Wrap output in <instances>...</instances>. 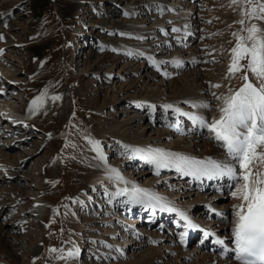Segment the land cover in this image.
<instances>
[{"label": "rangeland", "instance_id": "obj_1", "mask_svg": "<svg viewBox=\"0 0 264 264\" xmlns=\"http://www.w3.org/2000/svg\"><path fill=\"white\" fill-rule=\"evenodd\" d=\"M177 1L182 2L174 6L176 11H171L167 6L173 4L172 0H0L3 17L0 20V109L16 118L28 116L29 120L21 124L7 120L0 127V169H3L0 192L14 187V196L7 201L0 198V226L8 225L7 229L0 230V235L7 237L8 245L7 248L0 245V264H131L147 248L160 249L165 254V245L173 247L166 239L172 237L167 232L155 244L148 238L142 241L151 231L141 228L146 224L136 219L137 215L126 216L120 211L110 217L114 220L112 224L104 222L108 218L99 213L109 206L106 192L102 190L99 196L94 195L90 185L94 171L99 169L102 173L104 166L94 158L88 139L99 141L107 164H114L119 174L124 175L139 173L142 170L139 162L144 160L136 155L131 160L132 153L125 155L118 148L137 139L140 132H146L143 140L150 138L156 130L153 125L158 124L157 130L168 135L165 146L185 143V135L178 136L172 129L180 125L186 139L197 135L188 131L200 130L198 142L205 141L217 148L207 139V130L194 126L185 116H178L184 124L181 125L172 113L167 115L158 107L153 114H148L149 120L141 117V113L149 111L131 108V98L140 97L147 102L152 98L148 88L147 91L137 88L122 98L116 95V102L110 100L112 89L133 81L137 75L134 71L142 69L155 75V85L172 79L180 84V76L192 74L196 80L188 83V91L206 85V90L225 95L229 87L239 86L238 78L224 79L235 43L232 33L239 29L235 23L239 9L230 6V0ZM173 28L178 31L173 32ZM177 56L183 57L181 67L173 63L181 62ZM212 84L221 87L210 88ZM158 90L163 91V100H170L172 94L166 91V85L159 86ZM192 95L187 94L180 100H194ZM56 96L59 99L53 100ZM34 100L39 106H33V113L30 105ZM212 102L216 112L217 101ZM191 110L196 112L201 108L190 107L188 111ZM133 117L139 126L128 134L115 133L116 141L107 145L98 130L99 124L114 129L123 119ZM16 156L17 161L25 156L26 165L17 166L13 171L6 169ZM176 181L168 178L166 185L174 188ZM180 183L182 186L184 182ZM192 185L183 184L182 192ZM16 187L24 190L19 193ZM229 188L220 190L219 198L211 201L210 208L202 207L198 215L189 211L191 221L199 219L208 228L211 214L215 216V212L223 211L225 214L226 210L225 220L217 216L214 219L217 227L223 225L228 230L232 209L227 207ZM201 192L207 199L215 195H210L207 189ZM90 196L96 203L85 202ZM22 198L25 201L12 208ZM42 198L47 201L41 203ZM179 201L188 203L183 194ZM222 202L226 206L216 209ZM37 208L45 212L38 214ZM117 218L123 220L117 221ZM93 220L102 222L91 224ZM131 221L136 223L131 225ZM201 235L192 237L188 244L196 245ZM78 242H83L81 248ZM33 247L40 250L31 253ZM49 248L57 252L49 253ZM5 249L12 258L6 256ZM74 249L79 250L74 259L59 258ZM127 252L136 258H127Z\"/></svg>", "mask_w": 264, "mask_h": 264}, {"label": "snow or ice", "instance_id": "obj_2", "mask_svg": "<svg viewBox=\"0 0 264 264\" xmlns=\"http://www.w3.org/2000/svg\"><path fill=\"white\" fill-rule=\"evenodd\" d=\"M230 6L239 9V19L235 21L239 29L232 33L235 43L230 50V62L224 79L238 78L239 86L234 89L229 87L225 95L211 93L217 101L218 115L210 121L204 116L180 112L172 105H164L165 109L187 117L194 126L207 130V139L222 149L225 159H197L150 147L140 149L121 145V148L124 150L123 154L139 155L155 169L174 168L179 174L195 180L226 178L230 184V195L236 201L231 211V248L225 246V241L213 232L205 230L204 237L212 239L222 249V256L231 252V259L236 264H264V27L260 26L264 24V0H230ZM0 20H3L2 16ZM172 31L176 32L178 29L173 28ZM173 63L176 67H181L180 61ZM156 70L160 71L158 67ZM162 74L167 76V73ZM220 87V84L210 85L213 89ZM52 99L58 100L59 97ZM34 105L39 106L37 100L32 102L30 108ZM190 107L211 110L208 103H191ZM88 143L95 153L94 158L104 166L107 178L128 185L129 181L124 180L115 168L108 166L100 142L89 138ZM121 196L126 197V204H140L146 208L175 213L188 229L198 227L168 200L135 184L130 188L118 187L111 194L112 199ZM215 215L224 216L220 212ZM185 235L186 233L180 234L181 244L184 243ZM48 252L55 253L57 249L49 248ZM78 255L79 250L74 249L59 258L69 260Z\"/></svg>", "mask_w": 264, "mask_h": 264}, {"label": "bare ground", "instance_id": "obj_3", "mask_svg": "<svg viewBox=\"0 0 264 264\" xmlns=\"http://www.w3.org/2000/svg\"><path fill=\"white\" fill-rule=\"evenodd\" d=\"M154 1L156 2V0H154ZM161 1H163V0H161ZM172 1H173V4L168 5L167 8L170 9L171 11H176L174 6L181 3L182 1H179V2L177 0H172ZM176 8H178V7H176ZM125 10L128 11V8H125ZM125 14L127 15V13H125ZM186 35H184V36H186ZM163 51L164 50L162 49V50H160L159 53H161ZM177 59L181 60L180 63L183 62V60H182L183 57L177 56ZM151 65L152 64H150L148 67L151 68ZM130 67H132V66L130 65ZM121 72H124V71L121 70ZM134 72H136L137 75H135L136 77L133 81H129L126 84H120L118 89H116V90L112 89V91H111L112 95L110 96L111 101L116 102V99H115L116 95H118L122 98L123 96L127 95L132 90H136L137 88H139V91H144V90L147 91L146 88H148L149 94L152 97V98H150V100H148L149 102L144 101L143 98H140V97L137 98L134 96V98H131L132 99V103L130 104L131 108L133 106L136 109V111H138V112L145 111V110L149 111L148 113H144V112L141 113L142 114L141 117H146L148 119L149 113L153 114L158 107H161L163 109V111L166 112L167 115L168 114L170 115L172 113L175 116V118L177 119L176 121H178V119H179L178 122L181 125H184L183 122H181V119L178 118V116H181V115H179L178 113H174L171 109H165L164 105H172L173 107L179 109L180 112L194 113V114L199 115V116H204L209 121L214 116L218 115L216 110H215L216 112H214L215 108H214V105L212 102L214 98L211 95L212 92L206 90L207 89L206 85H204V86L201 85L200 87H196L197 89L194 88L193 89L194 92H192L193 90H191V91L187 90L188 89V83L189 82L195 83L196 76H194L192 74L182 75V76H180V80H181L180 84L176 83V79H172V80H169L168 82H163V83L160 82V83H157V85H155L156 84L155 83V75L151 71H148L147 69L146 70L142 69V71H140V72L138 70H135ZM121 76H122V73L119 74V77H121ZM165 85H166V91H168L170 94H172L170 100H163L164 93H163V91L158 90L159 86L163 88ZM191 93L193 94L192 96L194 97V100H191V101L180 100V98L184 97L187 94H191ZM178 95H180V97ZM0 97H2V95H0ZM135 100H138V101L135 102ZM191 103H196V104L208 103L211 106V110L201 108L200 111L196 110V112H195V110L188 111ZM180 105H183V107H181ZM149 106H151V107H149ZM0 110H1L0 113L4 114V117L6 116L5 119H7V117H10V116H7L8 114L6 113L7 111L5 109L1 108ZM201 111H203V112H201ZM19 115L21 117L23 116L20 113H19ZM2 117H0V127L2 124H6V121H3V119H1ZM27 117L28 116H26L25 118H21V119L17 118L13 121L14 122L17 121L19 124H21V122L26 123ZM181 117H184V116H181ZM137 122H138L137 118H134V117L128 118V119L125 118V119H123V121L121 123H117L114 129L107 127L104 123H101L98 126V130L101 133V137L105 138L107 145H109V144H112L113 142L116 141L115 133H118V132L127 133V134L131 133L133 131L132 128L139 126L137 124ZM160 123H162V122L160 121ZM191 124H192V122H191ZM151 126H152V124H151ZM157 126H158V124L153 125L154 129L156 128V130H154V132H153V134H151L150 138L147 137L148 139L143 140L142 137L145 135L146 132H140L138 134L137 139L131 140V141L126 140L129 142V143H126V146H128L129 148H140V149L149 148V147L153 148V149H162L166 152L180 153L183 155L195 157L197 159H205V158H212V159H218V160L225 159L222 149H220L218 147L213 148L210 144H206L205 141L198 142L199 141V139H198L199 134L197 132H199L200 130H196L194 132L188 131V133H190V134H194V135L197 134V135H195L193 138H190V137H192V135H190V137L186 139L187 136H186V132H185L184 128L182 129L180 127V125H179V128H176L174 126L172 129L175 131L174 133H176V135H178V136L179 135H181V136L185 135V137L183 139L185 141V143L176 142L172 146H165L163 143L168 138V135L166 133L159 132L157 130ZM148 129H150V128H148ZM177 129H180L183 132V134H181V131H177ZM151 130H152V127H151ZM203 130H205V129H203ZM118 149L121 153H124L123 148L120 147ZM196 151H199V152H196ZM128 154L130 155L131 153H128ZM136 156L139 157V155H136ZM18 158L19 157L16 156L12 159V161L10 160L11 162L8 165H6L5 168L13 171L14 168H16L17 166L22 167V165L25 163L24 158H26V157L25 156L20 157V158H22V160L20 159V161H17ZM131 160H134V155L131 158ZM139 161H140V159H139ZM142 162L143 163L139 162L140 167H141L140 169H142L139 173L131 174V175L120 174V176H122L124 180L130 182L128 185L118 183V181H116L115 179H108L106 174H105V169H104V172H102V173H101V171H98L99 169H96L94 171L93 178L90 179V181H91L90 185H91V187H93L92 188L93 189L92 194H94V195L98 194V196H99L101 194L102 190H104L106 192V200L108 201L109 206H105L107 209L101 210V212L99 213V215L101 214V216H103L102 214H104V217L108 218V220L106 219V221H104V222H106L108 224H112L114 220L113 221L110 220V217L112 218V215L114 213L121 211V212H125L124 215H126V216L130 215L131 217H134L137 215L136 219L140 218L139 220L144 221L143 223L146 224L144 227L141 225L142 226L141 228L150 229L151 233L148 235V237H145V238L142 237L141 238L142 241H144L148 238L149 240H151L150 242L152 244H155L157 241L160 242V240L162 239L160 236L164 235L166 232L169 233L170 236L172 235L171 238L167 237L166 239H167V241H171L173 243V247H170L169 244L167 246L165 245L164 246L165 247V252H164L165 254H163L160 249L154 250L153 248H147L145 250V252L143 253L144 255L142 257H139V259L132 262L131 264H236V262L233 259H231V256L233 254L229 255L227 258H224L221 255V252L219 250L215 249L214 243L212 242V239H209V241H208L209 243L212 242V244H213L210 248L211 249L210 251H208V249L206 250V247H205L206 245L198 247V245H190L187 243L188 240H189V242L191 241L192 237H193V239H195L197 236H199L200 235L199 231L202 228V229H204V231L206 230V231H210V232L215 233V235L218 238L223 239L225 241L226 246H228L229 248L231 247V243H230L231 226H229L228 230L223 225H221L220 227L219 226L217 227L216 224H218V223H217V220L214 219L216 216V215L214 216V213L211 212L212 214L210 217L212 219L207 220V225H209V227L207 226L208 228H206V226H203L204 224H202L201 221H199V219H196V220H194L193 223L196 224L198 227L196 229H188L185 227L183 221H179V222L177 221V217H176L175 213L168 214L169 212H166V211L162 212L159 209H158V212H156L154 209H151V210H154L155 215H154V212H152V211H147L146 213H143L142 210L144 211V207L143 208L141 207L140 209H138L139 208V207H137L138 204H126V203H124L126 197L121 196V197H117L116 199H112V197H111V194L116 191V188H118V187L119 188H124V187L130 188L132 184H135L139 188L154 192L157 195L165 198L172 205H174L176 208L183 211L189 217V211H191L195 215H198V211L202 207L204 209L210 208L211 201H216L219 198L218 192H215V191H217V190L218 191H220V190L224 191V190L228 189V187H230L228 180L226 178L217 179V180H207V179L195 180L190 176H184V175L179 174L174 168H160V170H158V169H155L153 165L147 163L145 160ZM13 163L15 165H12ZM25 165H26V163H25ZM108 166L116 169L114 164L108 165ZM151 178H157V179L151 180ZM168 178H171V180L172 179H176V180L178 179V181H176V183H175L174 188H170L169 187L170 185H168V186L166 185L168 183V182H166V180ZM0 180H2V178H0ZM180 182H184V183H182V186H183V184H188V185L193 184V185L191 188H189V190L182 192L185 189L184 188L182 189ZM29 188H31V187H28L27 189H29ZM203 189L210 190L211 191L210 195L211 194H215V195H212L209 199L204 198L202 195H200L202 193L201 191H203ZM12 190H14V187H11L9 189L4 188L0 192V193H3V196H1L0 198L2 200L7 201L10 196L11 197L14 196V193L12 192ZM16 190H18L19 193L20 192L22 193V191L24 189L22 187H20V189L18 187H16ZM182 194L185 195L186 199L188 200L187 204H183L182 201L180 203L179 199L182 197ZM84 197H89V196L87 194H84ZM90 197H91L90 198L91 200L85 199V202L88 201L89 203H96L94 200H92V196H90ZM24 201H25L24 198L20 199L18 201V204H15L12 208H16L17 205L22 204ZM46 201H47L46 198L40 199L41 203L46 202ZM227 201H228L227 207H230L234 203H236V201L233 200V198L231 197L230 194L227 195ZM224 205H225V203H223V202L219 203L217 205L218 207H216V209H222V208H224ZM130 207L132 208L130 211L126 210L127 208H130ZM37 209H39L38 211H36L38 214L42 215L45 212L44 210H42L40 208H37ZM231 211H232V209H231ZM223 213H224V211H223ZM207 214L210 215V212H208ZM226 214H228V212H226V210H225L224 216H226ZM0 216H2V214H0ZM224 216L223 217H217V218L218 219L222 218V220L223 219L225 220L226 218ZM119 220H123V219L117 218V221H119ZM147 220L149 222H147ZM101 222H102L101 220H99V222H98V220H93L91 222V224L92 223H101ZM160 222H163V223L166 222L168 225V228H166V224L162 225L163 223L160 224ZM173 222L178 223L179 228L174 227ZM130 223H131V225H133L136 223V221H131ZM210 223H212V225H210ZM109 226L111 227V225H109ZM184 227L187 229L188 236L185 235L184 243L181 244L179 237H180V234L182 232H180V231L181 230L183 231ZM7 228H8V225L6 223H4L3 225L0 226V230H3V229L5 230ZM177 229H179V231ZM107 233H110V229L107 231ZM201 236L203 237L204 233ZM5 238H7V237L0 235V245L7 248L8 245L6 244L7 241H5ZM11 240H12V238H11ZM131 241H133V240L131 239ZM77 245H78V248H81L83 245V242H78ZM121 245H124V244H121ZM187 245H190V247L188 249L185 248V247H188ZM131 247H132V245H131ZM20 249L23 250L22 248H20ZM20 249H18V251H20ZM168 249H170V250L168 251ZM39 250L40 249L33 247L31 249V253H37ZM204 251H207L208 253H205ZM5 254L9 259L12 258V256H13L8 251V249H5ZM122 254H123V252H122ZM125 255L127 258L133 259L135 257L133 253L128 254V252ZM113 258L116 259L115 256H113ZM131 261H133V260H131ZM189 261H191V262H189ZM128 263H130V262H128ZM117 264H123V263H117Z\"/></svg>", "mask_w": 264, "mask_h": 264}]
</instances>
